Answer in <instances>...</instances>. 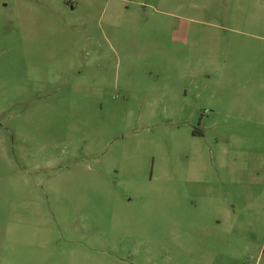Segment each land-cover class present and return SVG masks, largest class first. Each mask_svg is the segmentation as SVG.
I'll return each instance as SVG.
<instances>
[{
    "label": "rangeland",
    "instance_id": "374dc122",
    "mask_svg": "<svg viewBox=\"0 0 264 264\" xmlns=\"http://www.w3.org/2000/svg\"><path fill=\"white\" fill-rule=\"evenodd\" d=\"M0 264H264V0H0Z\"/></svg>",
    "mask_w": 264,
    "mask_h": 264
}]
</instances>
